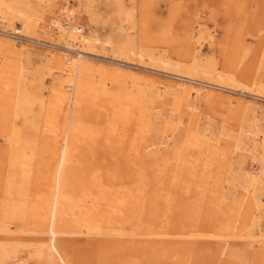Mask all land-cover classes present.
Listing matches in <instances>:
<instances>
[{"label": "rangeland", "instance_id": "rangeland-1", "mask_svg": "<svg viewBox=\"0 0 264 264\" xmlns=\"http://www.w3.org/2000/svg\"><path fill=\"white\" fill-rule=\"evenodd\" d=\"M46 1L0 0L31 21L11 34L0 14V244L14 251L4 264H53L27 215L51 179L49 139L65 145L53 193L67 264H264L263 242H249L264 230V0H90L86 14L79 0ZM63 4L88 39L81 50L50 30ZM70 58L81 66L67 77ZM180 84L200 88L193 114L174 99ZM118 210L130 226L110 222Z\"/></svg>", "mask_w": 264, "mask_h": 264}, {"label": "bare ground", "instance_id": "bare-ground-1", "mask_svg": "<svg viewBox=\"0 0 264 264\" xmlns=\"http://www.w3.org/2000/svg\"><path fill=\"white\" fill-rule=\"evenodd\" d=\"M48 1V3H52L53 4V6L54 5H56V4H58L59 2H64L65 4H69L70 5V3H69V1L68 0H47ZM46 1V2H47ZM79 4H80V6L83 8V10H84V13L86 14V13H89V5H90V0H79ZM47 4V3H46ZM69 5H64L63 4V6L59 9V13H58V15H57V18L56 17H53L52 19H51V23H50V25L52 26V27H54L53 29H50V30H52V32H53V34L55 35V36H57L59 39H60V43H63L65 46H66V48H68V49H71V50H75V49H82V48H84V42H88V39H82V38H80V33L82 32V28H81V25H79L77 22H75V17H76V12H75V8L73 9L72 7H74V6H69ZM27 6V5H26ZM28 7V6H27ZM16 8V7H15ZM30 9V8H29ZM35 9V8H34ZM44 10V9H43ZM42 10V11H43ZM34 11V10H33ZM35 12V11H34ZM28 13H30V12H28ZM37 13V12H36ZM41 13V12H40ZM43 13V12H42ZM0 14H1V18H2V20H6L7 22H9L8 23V25H10L11 26V30H10V32H11V34L12 33H14L17 29H16V25L15 24H17L16 22L17 21H19L20 22V26H22L23 28H28L29 27V25H30V22L28 21V18H27V16L25 15V13H23L22 11H21V13L19 12V11H9V10H4V11H0ZM32 15H33V13H31ZM35 14V13H34ZM38 14V13H37ZM54 16H56V14L54 13L53 14ZM59 16H61V18L59 17ZM29 17V16H28ZM131 17V16H130ZM33 21H34V25L36 24V23H38L39 22V20H40V15H34L33 17ZM30 19V18H29ZM43 19V14H41V20ZM31 20V19H30ZM63 20V22L61 23V22H59V21H62ZM32 21V22H33ZM6 23L5 22H3L2 21V24H1V26H4ZM18 25V26H19ZM17 26V27H18ZM33 26V25H32ZM9 28V27H8ZM199 29V28H198ZM22 30V29H21ZM25 30V29H24ZM200 30V29H199ZM18 32V31H17ZM16 33V32H15ZM199 34H200V32H199ZM85 37V36H84ZM202 38V37H201ZM55 40V39H54ZM207 41V40H206ZM94 43V42H93ZM138 49H140V48H138ZM142 49V48H141ZM22 50V49H21ZM119 50H120V52L121 51H123L124 53L126 52H128V50L129 51H131L132 50V47L130 46V44H129V42L127 41V42H125L124 41V44L123 45H121L120 46V48H119ZM136 51V50H135ZM138 53H139V57H140V62H142L143 60L142 59H144V56H147L148 57V62H152V61H150V59L151 58H153L154 56L152 55V54H150V52H147V51H145V50H140V51H138ZM116 55V54H115ZM126 56H128L127 54H125ZM137 55V54H136ZM160 58V60L163 62V63H170L165 57H159ZM209 58V57H208ZM126 59H129L128 57H126ZM156 59V58H155ZM68 60H69V58H68ZM145 60V59H144ZM196 60V59H195ZM201 60V59H200ZM208 61H210V60H208ZM208 61H206V62H208ZM139 62V61H138ZM154 62V61H153ZM198 62H200L199 60L197 61V63ZM77 63H78V60L77 59H75V58H70V65H68V66H66L64 69H62V70H64V72L66 73V76L67 77H72L73 76V73L74 72H76V69L79 67L80 68V66H79V64H78V66H77ZM155 63V62H154ZM153 63V64H154ZM195 63V62H194ZM203 63V62H202ZM211 63V62H210ZM143 64V63H142ZM201 64V62L198 64V66ZM147 65H149V63L147 64ZM156 65V64H155ZM161 65V63L158 65V62H157V66H155V67H160V69H161V67L163 68L164 67V65L162 66H160ZM171 65V64H170ZM205 65V64H204ZM203 65V66H204ZM207 66H208V64H206ZM151 66V65H150ZM192 66V65H191ZM191 66H190V68H191ZM195 67L197 66V64L196 65H194ZM213 66V63H211V67ZM152 67H154L153 65H152ZM167 67H168V65H167ZM167 67L164 69L165 71H167ZM170 67V66H169ZM60 68V67H59ZM63 68V67H62ZM79 68L77 69V70H79ZM204 68V67H203ZM208 68H210V65L208 66ZM211 69V68H210ZM214 69V66L212 67V70ZM217 69V68H216ZM169 71H170V69H168ZM171 70L172 71H170V72H176V71H173V69L171 68ZM176 70V69H175ZM179 70H180V68H179ZM183 70H185V69H183ZM205 70H206V68H205ZM215 70V69H214ZM85 71V70H84ZM186 71L187 72H185V73H183L184 71H181V72H177V73H182V74H184L185 76H188L189 78H197L195 75H197V74H199V72L196 74L195 72L194 73H192L191 72V70L189 69V71L186 69ZM197 71V70H196ZM200 71H201V69H200ZM208 70H206V72H207ZM218 71V70H217ZM82 72V71H81ZM209 72V71H208ZM219 72V71H218ZM209 73H211V74H213V71L211 72H209ZM216 73V72H215ZM22 71H21V69L19 68V70H18V72H17V83H19V81H20V77L22 76ZM177 75V74H176ZM200 75H202L201 74V72H200ZM207 75H209V74H207ZM182 76V75H181ZM204 76H205V74H204ZM204 76H202V77H204ZM78 77V76H77ZM208 77V76H207ZM21 78H23V77H21ZM223 78V77H222ZM228 78V77H227ZM68 79H70V78H68ZM208 79V81H211V82H215L217 85L219 84V85H224V83H221L220 81H216V79H215V81H212V80H214V79H212V77H211V79L212 80H210V78L208 77L207 78ZM207 79H204V80H207ZM219 79H220V77H219ZM195 80V79H194ZM220 80H222V79H220ZM227 81H228V79H226ZM225 80V81H226ZM201 81H203V80H201ZM204 82V81H203ZM76 83V82H75ZM226 83V82H225ZM233 83V82H232ZM233 84H235V83H233ZM218 85V86H219ZM227 86L229 85V84H226ZM226 85H224V86H226ZM230 85H231V83H230ZM170 86V85H169ZM179 86V88L177 89V90H175L174 91V94H173V96H174V99L176 100V101H178V102H183V105H184V107H185V112L186 113H189V114H193V108H194V104H193V101H194V99H196L201 93H199L200 92V88L199 87H195V86H191V85H188V84H180V85H178ZM237 86V84L235 85V87ZM168 87V86H167ZM230 87V86H229ZM77 88V87H76ZM73 89V88H72ZM26 90V89H25ZM159 90H161L160 88H159ZM166 90V89H165ZM164 89H163V91H165ZM162 91V90H161ZM251 91V90H250ZM135 92V91H134ZM166 93H167V91H165ZM164 93V92H163ZM166 93H164V94H166ZM169 94H170V91L168 92ZM17 94V93H16ZM194 94V95H193ZM259 94V93H258ZM59 100H61L62 101V99H65V96H66V94H64V91H63V93H59ZM67 98V97H66ZM24 99V98H23ZM198 99V98H197ZM161 105V104H160ZM160 105H156V109L155 110H157V108H160ZM167 108V107H166ZM154 110V111H155ZM160 110V109H159ZM169 110V109H168ZM167 110V111H168ZM171 110V109H170ZM170 110H169V112H170ZM173 111V110H172ZM158 112H160V111H158ZM149 113V112H148ZM168 113V112H167ZM155 114V113H154ZM165 114V113H164ZM184 114V113H183ZM156 115H158V114H156ZM170 116V115H169ZM176 119H177V122L179 123V122H181V121H183L182 119H181V115H178L177 117H176ZM176 122V123H177ZM188 130V129H187ZM186 130V131H187ZM190 131V130H189ZM188 133V132H187ZM203 133V132H202ZM200 135V134H199ZM205 137H206V135H204ZM209 138V137H208ZM188 139V138H187ZM210 139V138H209ZM211 141V140H210ZM256 139L254 140V145H257L256 144ZM211 143V142H210ZM259 144H260V147H261V149H262V151H263V156H264V135L262 136V138L260 139V141H259ZM236 145V144H235ZM65 145L63 144V143H61V144H58L57 145V143L55 142V141H53L52 139L50 140H47V151H48V156L46 157L47 158V173L51 176V179L48 177V180H46V183H45V187L47 188V190H44V197H42V200H41V198H40V200H39V202H38V204H36V205H34V211H29V213L27 214L28 216H31L32 218H33V226L31 227V230L33 231H35V232H41V233H45V234H47V236L46 237H42V242H41V244L38 246V250H39V252H40V254H42V253H45L46 254V256H47V258H48V261H50V262H52L53 264H67L68 262H69V259H68V254H67V252L64 250V249H62V248H60V249H62V250H60V249H58V247L56 246V244H55V238H56V236L60 233V230H59V228L57 227V225L55 224V220L56 221H58L59 219H60V217L59 216H57L56 215V213H57V202L54 200V196H55V194L53 193L54 191H55V186H54V183L56 182V176H57V174H59L58 173V169H60L61 170V168H64L66 165H65V162L67 161V159H65V157H64V147ZM264 158V157H263ZM264 160V159H263ZM63 170V169H62ZM60 172V171H59ZM252 177H250V179H251ZM248 184V186H247V189H246V192H245V198H244V200L246 199V201H247V204L249 205L250 203H252L253 201H256V198H257V196H256V193H255V188L251 191V187H249L251 184H253V181L252 180H250V182L249 183H247ZM45 188V189H46ZM120 197V196H119ZM7 206V205H6ZM80 207V206H79ZM116 207V206H115ZM242 207V206H241ZM28 208H29V206H28ZM81 208H84L85 209V205H82L81 206ZM220 209V208H219ZM24 210V209H23ZM30 210V209H29ZM82 209H80L77 213L76 212H74L73 213V215H74V217H73V220H74V222L75 223H77V225H78V223L80 222V219H81V215H82V217H83V214H84V212L82 213ZM1 212V211H0ZM9 212V213H8ZM27 212H28V210H27ZM2 213L4 214V216L6 217H12V215H13V213L11 212V210L9 209V208H5V207H3L2 208ZM8 213V214H7ZM21 213H23V211L21 210ZM115 213H117V212H113L112 214H111V216H110V222H114V223H119V224H121L123 227H127V226H130L133 222L131 221V220H133V218H134V216H131V217H129L128 219L124 216L123 217V215H121L122 213H121V210H118V215L116 216V214ZM5 214H7V215H5ZM242 214H244V212L242 213ZM24 216H25V213L23 214ZM76 215V216H75ZM85 215V214H84ZM3 216V217H4ZM57 216V217H56ZM119 216V217H118ZM118 217V219L116 220V218ZM250 217V216H249ZM248 217V218H249ZM24 219H26V218H24ZM29 219V218H28ZM61 219H63V218H61ZM60 219V220H61ZM238 219V218H237ZM1 220L3 221V220H6V219H2L1 218ZM0 220V224H1V221ZM8 220V219H7ZM108 220V219H107ZM126 221V222H125ZM28 224V223H27ZM80 224V223H79ZM96 225V224H95ZM108 225V224H107ZM235 227H236V225H235ZM7 226H5V225H3V224H1V226H0V230H2V231H5V230H7ZM11 228V227H10ZM102 228V227H101ZM14 229V228H13ZM25 229V228H24ZM16 230H18L17 228H16ZM19 230H21V229H19ZM107 230H108V228H107ZM154 230V228L152 229L151 228V230H149V232H148V235H155V234H157V233H155V231H153ZM9 231H10V229H9ZM8 231V232H9ZM29 231V230H28ZM1 232V231H0ZM18 232H20V231H18ZM13 233V232H12ZM30 233H32V232H30ZM236 233H238V232H236ZM254 234H252L251 235V240L249 241V242H256V243H258V242H263L262 244L264 245V230L262 229V228H258L255 232H253ZM121 234V233H120ZM147 234V233H146ZM193 234H195V233H192L191 234V236L193 235ZM251 234V233H250ZM125 235V234H124ZM130 235H137V234H130ZM118 236H119V233H118ZM195 236V235H194ZM198 236V235H197ZM216 236V235H215ZM218 236H220V235H218ZM217 236V237H218ZM222 236V235H221ZM131 237V236H130ZM196 237V236H195ZM213 237V236H212ZM226 239V238H225ZM144 241H145V239H144ZM130 242H132V241H130ZM149 242V241H148ZM152 242H156V240H154V241H151V243ZM130 244V243H129ZM157 244H159V243H157ZM260 244V243H259ZM129 246H131V245H129ZM133 247V246H132ZM7 247L6 246H4V245H2V244H0V264H4V259L8 256V254L11 252V250H12V252H14L13 251V249H6ZM169 253V252H168ZM13 255V254H12ZM24 262L23 261H20V258H18L17 259V262H16V264H23Z\"/></svg>", "mask_w": 264, "mask_h": 264}]
</instances>
